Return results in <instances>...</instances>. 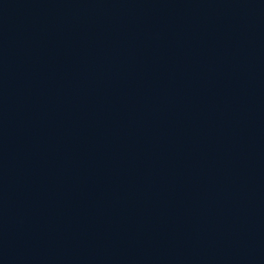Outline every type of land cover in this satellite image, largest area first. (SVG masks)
Here are the masks:
<instances>
[{
    "label": "water",
    "instance_id": "water-1",
    "mask_svg": "<svg viewBox=\"0 0 264 264\" xmlns=\"http://www.w3.org/2000/svg\"><path fill=\"white\" fill-rule=\"evenodd\" d=\"M0 264H264V0H0Z\"/></svg>",
    "mask_w": 264,
    "mask_h": 264
}]
</instances>
